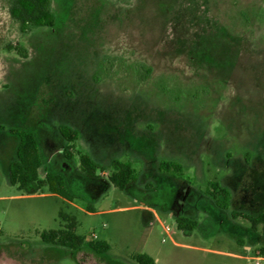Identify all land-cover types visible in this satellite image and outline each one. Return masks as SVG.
I'll use <instances>...</instances> for the list:
<instances>
[{
    "label": "rangeland",
    "instance_id": "1",
    "mask_svg": "<svg viewBox=\"0 0 264 264\" xmlns=\"http://www.w3.org/2000/svg\"><path fill=\"white\" fill-rule=\"evenodd\" d=\"M11 1L0 0V264L264 258L262 228L231 215L264 209V0H52L56 25L26 35ZM60 125L79 133L72 163ZM11 129L36 135L40 176L63 175L73 202L9 183L19 142ZM79 153L103 168V180L113 160L130 162L139 179L100 196V185L79 177ZM163 160L182 173L160 174ZM214 182L232 194L227 210L210 196ZM60 213L76 217L87 242L111 249L45 245L43 232L64 228ZM183 214L198 228L180 230Z\"/></svg>",
    "mask_w": 264,
    "mask_h": 264
},
{
    "label": "trees",
    "instance_id": "2",
    "mask_svg": "<svg viewBox=\"0 0 264 264\" xmlns=\"http://www.w3.org/2000/svg\"><path fill=\"white\" fill-rule=\"evenodd\" d=\"M9 12L11 17L20 24V31L24 35L34 28H53L56 25L52 0H12ZM9 50L16 51L23 59H27L29 56V51L20 45L9 46ZM58 131L66 144L62 156L67 163H72L75 156L73 151L75 150V143L79 139V133L67 125H60ZM10 133L17 136L19 142L14 158L6 167L9 183L18 185L21 190L30 195L37 194L42 188L48 187L52 194L73 202L76 196L68 191L67 182L63 175L48 171L45 177L40 176V169L44 166V162L36 135L30 130L21 129H11ZM78 156L80 179L86 183V186L100 185L98 192L100 196L111 186L122 192H127L139 179L137 171L130 162L113 160L110 167L111 174L107 180H103L98 176L99 170L103 169L101 166L89 155L79 153ZM158 171L162 175L171 172L182 173L183 166L175 161L163 160L158 165ZM211 188L213 191L210 196L216 207L227 210L232 199L230 190L223 188L218 182L212 183ZM231 215L234 219L243 218L248 221L253 230H258L261 227L264 234V209L256 215L242 212H232ZM60 218L65 222L64 228L45 231L41 234V241L45 245L68 249L71 252L87 248L97 255H104L111 249L107 242H87L84 236L77 234L78 222L76 217L60 213ZM177 226L180 230L193 231L198 228L199 223L189 216L179 215ZM135 261L137 264H158L154 258L147 254L137 255Z\"/></svg>",
    "mask_w": 264,
    "mask_h": 264
},
{
    "label": "built area",
    "instance_id": "3",
    "mask_svg": "<svg viewBox=\"0 0 264 264\" xmlns=\"http://www.w3.org/2000/svg\"><path fill=\"white\" fill-rule=\"evenodd\" d=\"M166 231L169 232V229L167 228ZM259 255H260V253L258 252L255 257L248 259V263H250V264H261L262 261H264V258L259 256Z\"/></svg>",
    "mask_w": 264,
    "mask_h": 264
},
{
    "label": "crops",
    "instance_id": "4",
    "mask_svg": "<svg viewBox=\"0 0 264 264\" xmlns=\"http://www.w3.org/2000/svg\"><path fill=\"white\" fill-rule=\"evenodd\" d=\"M184 216H190V215H186V214H183ZM238 255H235V257H237ZM238 258H241V256H238Z\"/></svg>",
    "mask_w": 264,
    "mask_h": 264
}]
</instances>
